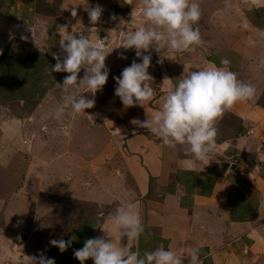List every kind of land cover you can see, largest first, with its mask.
I'll list each match as a JSON object with an SVG mask.
<instances>
[{
  "label": "rangeland",
  "instance_id": "obj_1",
  "mask_svg": "<svg viewBox=\"0 0 264 264\" xmlns=\"http://www.w3.org/2000/svg\"><path fill=\"white\" fill-rule=\"evenodd\" d=\"M52 1L56 2L55 0ZM231 1L232 0H198L202 11L201 19L199 20L198 25L201 24L200 33L203 41V43L200 45L201 47L198 53H191L187 55L183 54L180 58H177V60H172L171 63L167 64L168 67H165L164 65L159 67L162 61L165 59L168 50L162 49L159 53L155 50H150V54L152 56L151 64L157 68H149V74L154 78L153 82L149 83L154 88L155 92L159 90L161 93L154 95L152 100L147 103L145 108L138 105L131 108H125L123 107L120 99L114 94V90L117 85L113 78L119 77L121 72L126 67L131 65L133 60H136L137 63L142 62L141 59H138L135 56L134 49L125 51L123 48H120L123 44L120 33L128 28V25H126L127 23H132V27L129 29L131 31H134L147 24V22H144L145 20L139 11L137 17H135L136 15L133 14V12L139 10L138 5L140 0H87L85 5L77 9L76 17H72L71 12L67 13L66 15H64V13L62 14L61 10L65 7L59 4V2H56L51 7H49V5L46 4V0H39L37 4L38 11L54 13V15L60 13L64 15V20L62 21L61 26H68V34H72V26L76 25L79 21L80 24L78 25L77 30L88 36L89 40L93 44H102L106 53L109 52V46L106 42H104V37L107 36V34H111L112 38H114L115 34L116 38L114 41H112V45H115V49L111 51L112 53L108 54V58L105 60L106 67L109 70V77L103 90L95 94V107L86 110L88 115H72L71 113H65L63 117L57 118L55 116V111L63 102L64 96L67 95L57 86V84L62 85L64 78L69 74L64 72H51V67L56 63V60L53 59V56L56 54H61V44L65 42L67 33H63L64 35L59 34V32L56 30V20L55 22H50L49 37L46 40V47L44 46L43 48V51H45L42 54L24 45V43H22L23 40H19L18 38L13 37L12 39H8L5 44L2 41L1 48L3 50L0 55L4 57L5 65L7 66L8 71H6L4 74H0V205H2V202H5L8 208L7 211H0V241L3 239H9L8 237H10L11 240H15L16 238L14 237H16L18 233H21V230L25 227L26 222H31L33 220V216L36 212L35 206H31L28 209L24 202H21V205H18L16 200L13 198L10 200V198H8L7 193L10 192V190H14L15 186L18 185L20 180L19 175L24 176V174L30 169L34 171L35 176L43 173V168H40L43 166V164L37 161L35 158L29 159L28 162L20 159L18 161L19 163L17 167L16 156L18 157V154L16 153L17 151L12 149L11 145H30L33 148V155H35L38 159L44 157L43 160L51 158V156H45L48 149L44 146L49 147L50 145H60L56 147L57 152L61 149V146L71 145V152H75L74 148H76L77 145H98L97 148H103L106 145H122L121 147H117L118 150H115V153L113 152L114 148L112 149L111 154H109V152L106 153L105 160L108 162V166H110L108 168L116 169L123 173L125 161L124 157L128 156L125 152V149L127 148L126 145H129L127 144L124 136L130 134L131 131L133 132V130H139L138 136L140 135L149 139L152 138L150 135H148L149 132L144 130L145 128H140L138 125L132 123L133 114H135L138 120L141 122L146 121L147 118L150 119L153 113L150 111L161 110L162 104L164 102L162 99L166 97L165 92H169V90L178 84L179 79L182 76H187L192 71H197L207 67L208 61L220 63L221 59L223 58H227L231 61L230 65L228 66L231 71L235 72L236 74L240 73L238 79L241 80L245 71L247 75L243 76L244 82L251 83L256 88V96L252 101H250V103L256 104V106L264 112V37L261 39L257 37V35H259L258 31H260L261 34L264 33V7H253L250 3L252 8L246 11L243 15L242 13L240 14V11L237 12L234 8L233 10L230 8L229 3ZM262 1L264 2V0ZM8 3L11 2L9 1ZM8 3L6 1L0 0V16L3 17V19L5 18V20H8L9 18L14 20L13 16L24 17L26 12L22 10L23 8H17L16 6L12 7L11 4L7 5ZM225 3H227L226 6L224 5ZM97 4L102 6L104 11L100 21L96 25H92L89 21L86 10L89 7H95ZM34 12L35 11H33V13ZM232 13L239 15V22H242L243 18H247L250 26L249 29L254 33L253 34L251 31L250 32L252 34L248 33L251 35L249 42H254L255 40L259 39L256 43V47L253 48L254 51H252L251 58L246 61L244 68L242 65L241 55L237 52H233L231 48H224L227 45L225 43L224 36L226 35L227 29H230L228 28L229 24L233 22L229 20ZM28 17H30L29 12L27 13V18ZM112 17H115L116 19H112ZM121 21L125 22V24L121 23ZM0 22L1 24L3 23L9 25L4 21ZM115 23L116 26L114 25ZM87 26H90L91 28L93 27L94 30H98V36L94 34L96 30L94 31L92 29V31H89ZM218 26H221L220 29L223 36L219 34ZM8 27V33H10L12 36H20V33H16L17 30H20L18 27ZM144 27L147 26L145 25ZM110 28L116 29V31H113ZM245 29L246 31H249L247 30V27H245ZM13 32H15V34H13ZM79 34L80 33H76L77 36H79ZM90 34H94L93 36L95 37L91 39ZM233 34L235 35V33ZM241 37L235 36L233 38V40L238 42L237 44H240V46L241 43L239 41L241 40ZM220 48H224L225 50L215 54V52H218V49ZM240 48L242 50V46ZM121 53H123L127 59H122ZM147 54L149 53H145V55ZM31 61H34V64H30ZM42 62H44V67H41L43 64ZM85 71V69H81L78 80L83 78ZM164 74H168V76L174 82L172 87L169 88L167 83H163L162 87L160 86V82H162L161 78ZM87 92V89H81L79 94H83L86 98H92V94ZM163 93H165V95ZM117 110H120V113H117ZM131 114L132 116L130 118ZM224 116H228L229 118H223L222 122L227 120L228 125H220V123L217 125V138L221 139L222 137H225V135H228L231 137V139H233L234 142H236L235 139L237 140V138L240 136L247 135L248 140L246 145H243V147H245L247 151L251 152V156H249V158L243 157L241 156L242 154H239L240 151L238 152L235 148H232V152L231 150L227 151L228 154L226 156H228L229 159H226V162H212L211 164L203 166L199 170L202 172L200 173L201 177L199 180L196 179L194 175L187 174H184L185 176H178L177 179L181 178V180H183L185 184L189 186H192L194 182H198L200 188L209 191L214 180L218 176H224L230 182L232 181V200H239L240 197H244V200L257 202V193L244 184L243 178L244 176L249 178L252 177L248 181L254 188L255 186L253 181L255 179L259 180L264 176V150H261L260 152L258 151V144L262 143V140H258L257 138L258 130H252V123L244 124L243 120H238L239 118H237L235 115H231L230 113H227ZM106 121H109V126L112 125L110 127L115 128L116 134H114V137H112L114 140L112 144L109 143L108 134H102V128L97 127L93 129V127L97 126V124H102V127H105L104 129L107 132L113 134L114 132L110 129L108 124H105ZM111 121H116L118 125L113 126V124H110ZM65 127L68 128L70 132L69 136H64L61 133V130ZM117 129L120 131H116ZM150 134L153 133L150 132ZM112 139L110 136L111 141ZM24 147L27 148V146ZM85 150L86 151L83 150L85 154H95V149ZM101 150L102 149L99 148L97 151ZM257 152L260 154L259 156L257 155ZM185 154L188 155V153ZM28 156L32 157V155ZM9 159H11L13 165H16V167L13 169H2L3 166H6V164L9 162ZM62 161L63 160H60L58 163H61ZM75 167L76 166H74L73 170L71 169L72 171L68 172V175H66L65 171L61 172V179L59 178L57 180L58 187H61L63 190H65L64 182H66L67 187L69 189L71 188V177L76 176L77 171ZM164 167L166 169H170L172 174V171H177L176 168H183L184 165H180L178 162H176L175 157L173 156L171 159L165 161ZM50 170L54 173L56 171L54 167H52ZM45 176L47 177L48 181L53 175L51 172H48ZM122 177L123 176H121V180H124V177ZM169 180L171 182L173 179L171 178V175L167 174L164 175L161 181L153 184V186L152 183L154 180H150L148 188L149 196L153 197L155 201H160L163 198V193L165 190H167L166 193L173 195L175 192V186H172ZM169 183L171 185H168L167 189L160 191V189H162L161 186ZM131 185L132 184L129 182V187ZM156 188H159V191L156 190ZM29 192L30 196L32 197L34 194V189H31ZM45 195L47 194L43 195L46 200L41 202L42 204H40L41 207L39 208V211H44L45 206H47L48 209L52 208L53 210L51 213L49 212L47 215L45 214L42 216L44 221L43 224H45L47 228L46 235L49 236L48 234L50 232L52 239L55 234L57 239H64L65 241L73 240L72 237L77 236V231L83 227V224L88 226V230L87 234L83 236L80 235V237H84V239H91L95 232V227H89V224H86L85 222H87L88 219L96 220L99 212H103L105 214L104 216H108L113 214L117 209V207L115 208L114 205H107L108 207H103V205H93L89 202H79L71 199H51L47 198L48 196ZM38 200L40 201V199ZM106 203H109V201ZM170 205L172 204L166 206ZM164 210L167 211V208L165 207ZM221 210L219 209L220 213L222 212ZM255 210L257 213V208L255 209V205L248 204V206L245 208V211L250 212L251 214H253ZM168 214L170 219H173L174 216H177L175 215L173 208L172 210L170 209V211H168ZM179 215L181 216L182 214L179 213ZM211 226H213V223ZM166 229V232H170L172 234L168 236H173L176 239L179 237V231H186L185 226L183 229L182 222H180L178 225L176 222H173L167 225ZM145 233L146 232L144 231L143 234ZM46 235L43 236L46 237ZM219 235V232H216L214 238H220L221 236ZM48 239L49 237H47L45 240ZM147 241L150 244L148 247L143 246V243L140 244V241L138 242L139 244L137 243V250L141 256L145 251H152L155 250V248H158V244L154 236L148 235ZM73 242L71 247H69L64 253H61L58 248L53 246H50L43 253L49 258H54L56 264H80V261L74 257V251L82 248L84 244H78L80 239L78 242L77 240ZM14 243L15 245L10 244L11 246L8 251L11 252L5 256L3 261V249L0 247V264H15L12 262L13 258L7 260L8 258H11L10 255L18 257L19 254H21L19 250L21 248L18 245L19 242L16 243L14 241ZM50 249L54 250L52 254L51 251L48 253ZM131 250L135 251V247H133ZM35 256L38 257L39 254ZM90 262L91 260H88L86 264H89ZM25 264L32 263L26 262ZM204 264H209V262H205Z\"/></svg>",
  "mask_w": 264,
  "mask_h": 264
},
{
  "label": "crops",
  "instance_id": "obj_2",
  "mask_svg": "<svg viewBox=\"0 0 264 264\" xmlns=\"http://www.w3.org/2000/svg\"><path fill=\"white\" fill-rule=\"evenodd\" d=\"M3 1H6L7 3L10 1L11 3H8L7 5L11 4L12 7L16 6L17 8H23L22 10L26 12V14L24 17H15V20H10L9 18L8 20H5V18L3 19V17L0 16V21H4L9 24H1L0 22V53L3 50L1 48L2 41L5 44L8 39H12L13 37L30 42L39 51H43L44 46H46V40L49 36L50 22H55L56 20V30L58 31L59 26H61V23L64 20L63 16L71 12L72 7H76L77 10L85 5V2H87V0H55L65 8L63 11L61 10V13H64V15L61 13L54 15V13L38 11L37 4L39 0ZM56 2L46 0V4L49 5V7ZM250 3L253 7H264V2L262 0H232L229 5L232 10L234 8L237 12L240 11V14L242 13L244 15L246 11L252 8ZM224 5L226 6L227 3ZM33 11L35 12L33 13ZM138 11L139 10L133 12V14L136 15L135 17H137V14L140 12ZM28 12L30 13L31 20L30 17L27 18ZM238 18L239 15L237 14L232 13L230 16L229 20L233 22L229 24L228 28L230 29H227L226 35L224 36L225 43L227 44L224 48H231L233 52L239 53L242 57V65L244 68L246 61L251 58L252 51H254L253 48L256 47L257 41L264 37V33L261 34V32L258 31L259 35H257V37L259 39L254 42H249L251 35L248 33L252 34L253 31L249 29L250 26L248 20L247 18H243L242 22H239ZM114 25L116 26V23ZM145 25L148 26L147 24ZM145 25H143V27ZM8 26H12L13 28L18 27L20 30H17L16 33H20V36H12L8 33ZM87 27L88 29L91 28L90 26ZM195 27L201 31V24L198 25L197 23ZM218 27V32L222 35L220 29L221 26ZM245 27H247V30L249 31H246ZM110 29L116 31V29ZM97 32L98 30L94 32L96 36H98ZM233 33H235V35ZM13 34H15V32H13ZM59 34L64 35L62 32H59ZM93 35L90 34L91 39L95 37ZM235 36H242L241 40H238L241 43L242 50L240 48V44L238 45V42L233 40ZM23 37H27V39H23ZM115 38V34L114 38H112L111 34H107V36L104 37V42H106L109 46V52L106 53L107 55L112 53L111 51L115 49V45H112V41H114ZM200 47L201 46L197 47L195 52L183 53H173L167 49L168 53L159 67H162V65L168 67L167 64L171 63L172 60H177V58H180L183 54H196L200 50ZM224 48L218 49V52H215V54L224 51ZM207 64L208 66L211 64L220 66V63L214 61H208ZM150 67H154V69L157 68L153 64H151ZM239 75L240 73L237 74L238 78ZM246 75L247 74L244 71L243 76ZM165 77L171 79L168 74H164L161 78L162 82H160V86L162 87L163 83H167L169 88L172 87L174 84L172 79L164 81ZM242 81H244V78ZM159 93L161 92L158 90L155 92V95ZM165 93L167 95L168 92ZM165 93L163 94L165 95ZM164 98L162 100H164ZM157 111L159 110H151L150 112L155 113ZM117 113H120V110H117ZM227 113H230L233 116L235 115L239 118L238 120H243L244 124L252 123V130H258L257 138L258 140H262V143L259 141L260 144H258V151L260 152L261 150H264V112L258 108L256 104H251L250 101H247L237 103L231 110L226 111L224 115ZM224 115L217 122V125H219V123L220 125H228L227 120L222 122L223 118L228 117ZM131 116L132 114L130 115V118ZM134 119L138 120L135 114H133L132 120ZM115 122L116 121H111L110 124H113V126L118 125L117 122ZM108 123L109 121H106L105 124ZM98 125L99 124L93 127V129L97 127L102 128V134L107 133L109 136V143L112 144L114 141L112 137L116 134L115 128L110 127L112 125L109 126L108 124L110 129L114 132L113 134H110L104 129L105 127H102V124ZM144 130L149 132L148 135L152 138L149 139L140 135L138 136L139 130H133V132L131 131L130 134L124 136L127 144L129 145H126L127 148L125 149L128 156L124 157L125 161L123 173L119 170L108 168L110 166H108V162L105 160L106 153L109 152V154H111L113 148V152L115 153V150H118L117 147H121L122 145H106L103 148L99 147L102 149L101 151H97L99 149L97 148L98 145H77L76 148H74L75 152H71V145L61 146V149L57 152L56 147L60 145H50L49 147L42 145L48 149L45 156H51V158L47 160H43L44 157L39 159L36 158L32 152L33 148L30 145H11L12 149L17 151L16 153L18 154V157L16 156L17 167L20 159L28 162L29 159L35 158L43 164V166L40 167L43 168V173L35 176L34 171L31 169L28 170L24 176L19 175L20 180L18 185L15 186L14 190H10V192L7 193L8 198H10V200L11 198L16 200L18 205H21V202H24L28 209L31 206H35L36 212L33 216V220L31 222H26L25 227L21 230V233H18V236L16 235V237H14L16 238L15 240H11V238L8 237L9 239H3L0 241V247L3 249L2 261L5 256L11 252L8 250L11 245H15L14 241L16 243L19 242L18 245L21 248L19 249L21 254H19L18 257L10 255L11 258H8L7 260L13 258L12 262L15 264H25L26 262L32 263L30 258L40 254V252H45L51 246L49 241L52 240V237L49 231V236L46 235L47 228L46 225L43 224L44 221L42 216L45 214L47 215L49 212L51 213L53 210L52 208L48 209L47 206H45L44 211H39V208L41 207L40 204H42L41 202L46 200L43 195L47 194L45 196H48L47 198L51 199H71L79 202H89L93 205H103V207H108L107 205H114L115 208H118L121 206L122 201L126 198H131L132 200L138 202L146 235L142 234L138 241L129 245L130 249L135 247V251H138L137 243L139 241L140 244L143 243V246L148 247L150 244L147 241V236L151 235L156 238L158 247L163 246L166 250L171 247L173 251H176L177 254L184 257V264H189L190 257L188 256V249L190 248L199 249L201 264H204L205 262H209V264H264V176L259 180L255 179L253 181L255 191L258 194V208L256 216L254 220L252 219L242 223L232 221L231 210L228 205L231 182L227 180L226 177L218 176L214 180L209 191L200 188L198 182H194L192 186H189L186 185L180 177V179H177L178 176H185L184 174H187L194 175L196 179L199 180L201 177L200 173H202L199 170L203 166L211 164L212 162H226V159H229V157L226 156L228 154L227 151L232 148H235L238 152L240 151L239 154H242L241 156L249 158V156H251V152L247 151L245 147H243V145H246L248 140L247 135H242L237 138V140L235 139L236 142H234L228 135H225V137H222L221 139L216 138L217 146L214 154L207 160L201 162L194 160L192 155L186 151L187 145L165 144L161 138L155 136L154 134H150V130ZM61 133L60 135L62 136ZM110 136L112 141L110 140ZM24 146H27V148ZM85 149H95V154H85ZM183 152L188 153V155ZM28 155H32V157H29ZM257 155L259 156L260 154L258 153ZM173 156L175 157L176 162L180 165L183 164L184 167L180 169L176 168L177 171H172L171 174L170 169H166L164 167V163ZM60 160L63 161L58 163ZM6 166H3L2 169H13L16 167V165H13L11 159H9ZM74 166H76L75 168L77 171L76 176L71 177V188L69 189L67 187V183L64 182L65 190H63L61 187H58L57 180L60 178L61 172L65 171L66 175H68V172L72 171ZM52 167L55 168L56 174L50 170ZM48 172H51L53 176H51L47 181V177L45 175H47ZM165 174L171 175L173 180H171V182L169 180V182L172 186H175V192L173 195L166 193L167 190L165 189L168 188V185H171L170 183L161 186L162 189H160V191L165 190L163 198L160 201H155L153 197L149 196V181L154 180L152 183L153 186L156 182L161 181ZM121 176L124 177V180H121ZM250 178L244 176L243 180L249 182L248 180ZM129 182L132 184L130 187ZM31 189H34L32 197L29 192ZM156 190L159 191V188H156ZM38 199H40V201ZM107 201H109V203H106ZM169 204L172 205L166 206ZM5 205L6 203L2 202V205H0V211H7L8 206L6 205L5 207ZM165 207L167 208V211L164 210ZM172 208L177 216L170 219L168 211H170V209L172 210ZM219 209H222L221 213L219 212ZM179 213L182 215L180 216ZM104 215L105 214L103 212H99L97 215V218H101L103 223L101 224L95 238L105 235L103 231H107L119 241L118 235L113 233L111 226L105 222L104 217L106 216ZM173 222H176L177 225L182 222L183 229L185 226L186 231H179L178 239L173 236H168L172 234L170 232H166L167 225ZM212 223L213 226H211ZM216 232H219V236H221L220 238H214ZM43 235H46V237ZM47 237H49V239L45 240ZM53 239H57L55 234ZM121 243L126 245V239L122 240Z\"/></svg>",
  "mask_w": 264,
  "mask_h": 264
},
{
  "label": "clouds",
  "instance_id": "obj_3",
  "mask_svg": "<svg viewBox=\"0 0 264 264\" xmlns=\"http://www.w3.org/2000/svg\"><path fill=\"white\" fill-rule=\"evenodd\" d=\"M138 8L148 26L131 31L132 23H127L128 28L120 33L123 41L120 48L125 51L134 49L135 56L142 62L133 60L119 77L113 78L117 85L114 94L125 108L137 105L145 108L155 95L149 83L154 79L149 74L152 61L150 50L158 53L162 49L173 53L195 52L203 43L201 33L195 27L202 15L198 0H140ZM86 11L90 23L96 25L104 9L97 4ZM71 16H77L76 7H72ZM121 23L125 24L123 21ZM79 24L78 21L72 26V34H68L67 25L58 28L59 32L67 35L61 44V54L53 56L56 63L51 67V72L69 75L62 85L57 84L67 94L55 111L57 118L65 113L88 115L86 110L95 107V94L103 90L109 77L105 64L108 55L104 46L93 44L88 36L79 32ZM76 33H80L79 36ZM121 58L127 59L123 53ZM230 63L229 59L223 58L220 66L211 64L182 76L167 93L161 110L146 121L133 120L132 123L150 130L165 144L187 145L186 151L194 160H207L217 146V122L237 103L252 101L256 96L255 86L239 80L228 67ZM82 68L86 70L85 75L78 80ZM165 80L171 79L165 77ZM81 89H87L92 98L79 94ZM61 131L64 136L70 135L66 127ZM104 220L118 235L119 241L107 231H103V236L87 239L82 248L74 251V257L80 264H86L88 260L93 264H184V257L171 247L166 250L160 246L153 251H145L142 256L130 249L129 245L138 241L145 230L139 204L131 198L124 199L121 206ZM125 239L126 245L121 243ZM49 244L64 253L71 247L72 240L52 239ZM188 256L189 264H201L198 248L188 249ZM30 259L32 264H56L54 258L47 257L43 252Z\"/></svg>",
  "mask_w": 264,
  "mask_h": 264
},
{
  "label": "trees",
  "instance_id": "obj_4",
  "mask_svg": "<svg viewBox=\"0 0 264 264\" xmlns=\"http://www.w3.org/2000/svg\"><path fill=\"white\" fill-rule=\"evenodd\" d=\"M118 15H121V14H118ZM14 20H15V16H13ZM11 20V19H10ZM13 22V21H12ZM49 37V36H48ZM22 43H24V45L28 46L29 48L33 49L34 51L38 52V53H44V51H39L35 46H33L32 43H29V42H25L23 41ZM46 47V46H45ZM44 58V57H43ZM34 64V61H31L30 64ZM43 64L41 65V67H44V62H42ZM31 66V65H30ZM6 71H8V68L7 66L5 65V59L4 57H2V55H0V74H4ZM3 72V73H2ZM232 183V181H231ZM244 184L247 185L251 190L255 191V189L253 188V186L250 185L249 182L247 181H244ZM232 185L231 184V189H232ZM256 192V191H255ZM257 193V192H256ZM258 195V194H257ZM244 197H240L239 200L237 199H233L231 198V191H230V196H229V200H228V205L230 206V210H231V217H232V221L233 222H237V223H242V222H245V221H249V220H252L256 214V210L253 212V214H251L250 212H247L245 211V208L249 205H255V209L258 208V201L257 202H250V201H247V200H244L243 199ZM237 200V202H236ZM236 205V206H235ZM257 206V207H256ZM241 209H244V210H241ZM96 218V217H95ZM86 224L88 223L89 224V227H95L94 229V234L92 236V238H95L99 228L101 227V224L103 223L102 219L101 218H96V220H87V222H85ZM83 227L80 228L77 232V238L76 237H72L73 241H76L78 242V240L80 239V242H78V244H84L85 241L87 240L84 239V237H80V235H85L87 234V230H88V226H85L84 224L82 225ZM71 235V234H69ZM68 235V236H69ZM73 236V235H72ZM69 238V237H68ZM74 243V242H73ZM79 244V245H80ZM51 251V254L54 252V250H49L48 253H50ZM50 254V255H51ZM93 261H91L89 264H92Z\"/></svg>",
  "mask_w": 264,
  "mask_h": 264
}]
</instances>
